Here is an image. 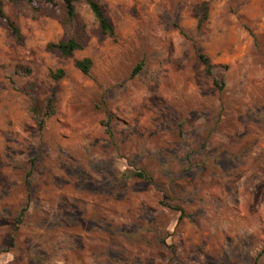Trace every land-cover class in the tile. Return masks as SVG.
Listing matches in <instances>:
<instances>
[{
  "label": "rangeland",
  "instance_id": "rangeland-1",
  "mask_svg": "<svg viewBox=\"0 0 264 264\" xmlns=\"http://www.w3.org/2000/svg\"><path fill=\"white\" fill-rule=\"evenodd\" d=\"M3 1L23 42L0 22V264H264V0H98L116 37L85 2L64 25L60 0ZM64 37L84 48L47 49Z\"/></svg>",
  "mask_w": 264,
  "mask_h": 264
},
{
  "label": "trees",
  "instance_id": "trees-1",
  "mask_svg": "<svg viewBox=\"0 0 264 264\" xmlns=\"http://www.w3.org/2000/svg\"><path fill=\"white\" fill-rule=\"evenodd\" d=\"M64 7V25L71 23L76 17V7L80 2H85L89 5L94 16L99 23L100 33L105 36L116 37V31L111 23L109 16L107 14L106 5L100 3L98 0H60ZM9 2L14 5L20 4L21 2H26L32 7L37 15L49 14V10H53L54 7L58 6L59 0H9ZM3 0H0V22L10 31L11 35L15 38L18 44L23 42V35L21 28L18 23L7 15L3 7ZM209 17V6L208 2H205L202 6V12L199 18L198 26L201 28ZM84 43L75 37H64L57 42H50L47 46L49 51H54L59 53L64 57H69L74 54L77 50H82L84 48ZM200 60L205 67L206 74L213 78V83L215 87L222 90L225 88L224 73L226 71V66L216 65L213 63L212 59L204 54H200ZM93 60L91 58H83L75 61V66L85 75H91L93 68ZM141 70V65L133 71V76H135ZM30 71V70H28ZM66 72L64 69L60 68L56 71H51L50 76L56 80L60 81ZM32 113L34 118L37 120V125L40 129H44L48 120L53 117L56 113V92L52 91L51 94L44 99H35L32 105ZM136 175L147 180L152 181L150 175L138 171ZM170 208L177 210L180 213V218H183L186 214L182 207L167 204ZM23 214V213H22ZM21 214V215H22Z\"/></svg>",
  "mask_w": 264,
  "mask_h": 264
}]
</instances>
